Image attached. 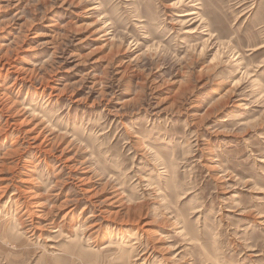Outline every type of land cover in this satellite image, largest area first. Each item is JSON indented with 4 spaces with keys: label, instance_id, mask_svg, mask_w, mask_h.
Wrapping results in <instances>:
<instances>
[{
    "label": "rangeland",
    "instance_id": "1",
    "mask_svg": "<svg viewBox=\"0 0 264 264\" xmlns=\"http://www.w3.org/2000/svg\"><path fill=\"white\" fill-rule=\"evenodd\" d=\"M0 264H264V0H0Z\"/></svg>",
    "mask_w": 264,
    "mask_h": 264
},
{
    "label": "bare ground",
    "instance_id": "2",
    "mask_svg": "<svg viewBox=\"0 0 264 264\" xmlns=\"http://www.w3.org/2000/svg\"><path fill=\"white\" fill-rule=\"evenodd\" d=\"M195 14V11L191 10V11H187L186 13L182 14L181 16H190V15H193ZM36 136V135H35ZM38 148V147H37ZM112 198V197H111ZM39 204V203H38ZM37 205V204H36ZM52 207V206H51ZM25 212V211H24ZM24 212H22V214H24ZM27 213V212H26ZM25 213V214H26ZM30 214V213H29ZM28 215V214H27ZM37 216V215H36ZM71 219V218H70ZM52 221V220H51ZM54 223V222H51L50 225ZM55 224V223H54ZM52 226V225H51ZM39 228V227H38ZM89 230V229H88ZM31 231V230H30ZM94 240V239H92ZM95 241V240H94ZM93 242V241H92Z\"/></svg>",
    "mask_w": 264,
    "mask_h": 264
}]
</instances>
